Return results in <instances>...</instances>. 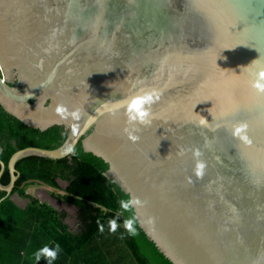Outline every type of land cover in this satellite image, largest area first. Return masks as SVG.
<instances>
[{
  "label": "water",
  "instance_id": "obj_1",
  "mask_svg": "<svg viewBox=\"0 0 264 264\" xmlns=\"http://www.w3.org/2000/svg\"><path fill=\"white\" fill-rule=\"evenodd\" d=\"M261 73L264 0H0V103L67 131L56 148L15 151L8 184L0 159V202L20 159L81 142L174 264H264ZM145 93L148 120L130 123ZM241 124L251 143L233 135Z\"/></svg>",
  "mask_w": 264,
  "mask_h": 264
},
{
  "label": "trees",
  "instance_id": "obj_2",
  "mask_svg": "<svg viewBox=\"0 0 264 264\" xmlns=\"http://www.w3.org/2000/svg\"><path fill=\"white\" fill-rule=\"evenodd\" d=\"M66 137L67 131L63 126L53 125L47 129L31 126L9 113L0 103V159L6 164L1 182H10L7 163L15 151L27 146L56 148ZM108 167L101 157L85 151L81 142L75 146L71 156L53 159L30 155L20 159L16 164L19 177L12 194L27 198L30 206L21 209L10 196L0 202V222L6 223L9 229L6 233L8 248L16 243L10 238L17 229L14 222L38 219L43 227L56 228L52 235L70 251L87 248L100 237L116 244L119 250L130 251L134 264H174L140 227L131 203L127 209L121 207V201L129 202L130 196L105 174ZM59 179L69 182L64 194L58 196L77 207L76 217L81 224L78 233L72 232L64 223L67 218L65 210L59 211L26 191V187L35 182L61 189ZM5 194L0 189V199ZM112 220L116 222L115 231L110 230L109 222ZM128 220L132 221L133 231L125 227ZM23 227L28 228L25 224Z\"/></svg>",
  "mask_w": 264,
  "mask_h": 264
},
{
  "label": "crops",
  "instance_id": "obj_3",
  "mask_svg": "<svg viewBox=\"0 0 264 264\" xmlns=\"http://www.w3.org/2000/svg\"><path fill=\"white\" fill-rule=\"evenodd\" d=\"M11 195L10 197L21 209L30 206L27 198L18 193ZM18 198L19 200H17ZM47 203L60 211L67 209L61 207L59 202L49 201ZM64 223L74 233L81 231V224L77 219L68 217ZM24 224L28 228H24ZM13 226L17 229H14L10 238L14 239L16 243L12 248H8L6 233L9 229L6 223L0 222V264H48L46 258L41 256L37 260L35 255L37 250L45 245L49 248L59 246L56 259L51 264H134V258L130 251L127 249L119 250L116 248V244H112L104 238H96L97 241H92L87 248L70 251L65 248L64 243L59 238L56 239L52 235L53 232L56 233V228H45L38 219L21 220L14 222Z\"/></svg>",
  "mask_w": 264,
  "mask_h": 264
},
{
  "label": "clouds",
  "instance_id": "obj_4",
  "mask_svg": "<svg viewBox=\"0 0 264 264\" xmlns=\"http://www.w3.org/2000/svg\"><path fill=\"white\" fill-rule=\"evenodd\" d=\"M39 66V65H37ZM262 76H264V73H261ZM256 87V85H254ZM152 100V96L150 94L145 93L144 95L137 96L131 101L130 104V112H129V122H138V123H146L148 120V115L149 113L146 110H142L145 105L150 103ZM134 110V111H133ZM57 112H63L64 109L62 107H57L56 108ZM74 115V113H73ZM201 125L206 124L205 119H201L199 122ZM247 128L246 124H241L238 126H235L233 129V135H237L240 137V139L245 140L247 143H251L250 140L247 139L245 135H241V133ZM135 124H133L132 128H126L125 131L127 132L129 138L131 140H136L138 137L134 135L133 133L135 132ZM195 155H199L198 152L195 153ZM204 164L203 163H197L196 169H197V175H200V171L203 169ZM129 202H124L121 201V207L127 209L129 206ZM110 224V230L115 231L116 229V222L115 220H112L109 222ZM125 227L129 229V231H133L132 228V221L128 220L125 222ZM59 251V246L57 245L54 248H49L47 245L43 246L42 248L38 249L36 252V259L39 260L41 256L46 258L48 260V264H51L53 260L56 259L57 253Z\"/></svg>",
  "mask_w": 264,
  "mask_h": 264
},
{
  "label": "flooded vegetation",
  "instance_id": "obj_5",
  "mask_svg": "<svg viewBox=\"0 0 264 264\" xmlns=\"http://www.w3.org/2000/svg\"><path fill=\"white\" fill-rule=\"evenodd\" d=\"M60 180H62V179H59V183H60ZM63 181H66V180H63ZM68 183L69 182L67 181V185H68ZM33 184H38V182H35ZM38 185H36L35 188H36L37 192L39 193V195L42 196V198L38 195V193L34 194L35 197L39 198L41 202H46V203L49 201L59 202L61 207L67 208L66 209L67 211L65 210L67 212V218L69 217V218L77 219V217H76L77 216V207L74 204L63 201L61 199V197L58 196V193L48 192L45 189L41 188V186H38ZM47 197H50L51 200H46L45 198H47Z\"/></svg>",
  "mask_w": 264,
  "mask_h": 264
},
{
  "label": "rangeland",
  "instance_id": "obj_6",
  "mask_svg": "<svg viewBox=\"0 0 264 264\" xmlns=\"http://www.w3.org/2000/svg\"><path fill=\"white\" fill-rule=\"evenodd\" d=\"M39 184V185H38ZM38 184H30L26 187V191L28 193H31V194H35V193H38L37 190H36V185L38 186H41V188L45 189L46 191L48 192H53V193H58L60 195H62L64 193V188L65 186L67 185V181H63V180H60V185H61V189H56L54 187H51V186H48V185H45V184H42V183H38ZM39 195V193H38ZM40 196V195H39ZM42 198V196H40ZM44 197V196H43ZM46 200H51L50 197H47L45 198ZM19 200V198L17 199ZM26 200V199H25Z\"/></svg>",
  "mask_w": 264,
  "mask_h": 264
},
{
  "label": "bare ground",
  "instance_id": "obj_7",
  "mask_svg": "<svg viewBox=\"0 0 264 264\" xmlns=\"http://www.w3.org/2000/svg\"><path fill=\"white\" fill-rule=\"evenodd\" d=\"M9 170V169H8ZM4 172V171H3ZM10 173V172H9ZM11 177V176H10ZM11 180V179H10Z\"/></svg>",
  "mask_w": 264,
  "mask_h": 264
}]
</instances>
